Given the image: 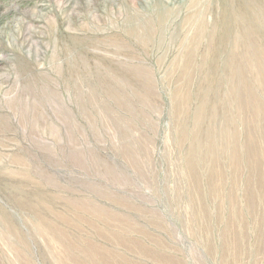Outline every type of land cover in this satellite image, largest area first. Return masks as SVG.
Listing matches in <instances>:
<instances>
[{
    "label": "rangeland",
    "instance_id": "374dc122",
    "mask_svg": "<svg viewBox=\"0 0 264 264\" xmlns=\"http://www.w3.org/2000/svg\"><path fill=\"white\" fill-rule=\"evenodd\" d=\"M263 46L264 0H0V264H264Z\"/></svg>",
    "mask_w": 264,
    "mask_h": 264
},
{
    "label": "bare ground",
    "instance_id": "6f19581e",
    "mask_svg": "<svg viewBox=\"0 0 264 264\" xmlns=\"http://www.w3.org/2000/svg\"><path fill=\"white\" fill-rule=\"evenodd\" d=\"M254 3V2H253ZM256 20H257V18H254V17H251V16H248V15H245V14H242V15H239V16H237L236 17V19H235V21H237L238 22V24L240 23V24H242V25H245V26H249L248 28H252V30H254L253 29V27L255 26V23H256ZM242 27V26H241ZM240 27V28H241ZM226 31H227V29H226ZM243 31V30H242ZM245 32H247V31H245ZM256 33H257V31H256ZM251 34V33H250ZM249 34V35H250ZM226 35V34H225ZM224 35V36H225ZM256 36L258 35V34H255ZM221 39H223V38H221ZM245 43V42H244ZM254 44V43H253ZM252 47V46H251ZM255 47H256V45H255ZM264 47V46H263ZM245 48V47H244ZM248 48V47H247ZM246 49V48H245ZM260 53V52H259ZM263 53H264V51H263ZM262 55V54H261ZM264 55V54H263ZM247 56V55H246ZM255 57V56H254ZM262 64V63H261ZM259 66V65H258ZM263 66V65H262ZM257 68V67H256ZM261 69H262V67H260ZM260 69V70H261ZM261 71H263V69L261 70ZM263 73V72H262ZM260 76V75H259ZM263 77H264V75H263ZM257 78V77H256ZM264 80V79H263ZM261 83H262V80H261ZM258 84V83H257ZM263 84V83H262ZM264 86V85H263ZM260 87H261V85H260ZM259 89V88H258ZM261 89H263V88H261ZM262 91V90H261ZM260 103V102H259ZM260 106H261V104H260ZM258 115V114H257ZM257 118V117H256ZM259 122V121H258ZM256 123V122H255ZM259 128H260V126H259ZM264 147V146H263Z\"/></svg>",
    "mask_w": 264,
    "mask_h": 264
}]
</instances>
